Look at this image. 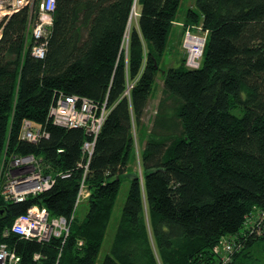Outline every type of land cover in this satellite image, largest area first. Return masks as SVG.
<instances>
[{"label": "trees", "instance_id": "16d2710c", "mask_svg": "<svg viewBox=\"0 0 264 264\" xmlns=\"http://www.w3.org/2000/svg\"><path fill=\"white\" fill-rule=\"evenodd\" d=\"M195 1L186 21L208 34L199 69L187 68L186 57L161 67L182 0H56L43 59L31 53V8L0 23V164L35 155L56 179L25 202L0 196V244L18 264H98L125 177L129 195L101 264H219L214 249L225 237L243 245L230 262L240 264L264 245V235L249 232L257 218L264 231V0ZM160 71L163 93L139 176L128 171L133 129H144ZM59 95L108 105L87 168L83 147L94 139L49 117ZM238 107L242 116L233 113ZM27 120L49 137L22 140ZM83 180L87 214L79 223L75 212L65 243L11 231L31 206L70 219Z\"/></svg>", "mask_w": 264, "mask_h": 264}, {"label": "built area", "instance_id": "2783aa9c", "mask_svg": "<svg viewBox=\"0 0 264 264\" xmlns=\"http://www.w3.org/2000/svg\"><path fill=\"white\" fill-rule=\"evenodd\" d=\"M37 0H0V23L7 21L14 13L22 10L24 7L31 8V18L36 13V20L31 21L29 25V36L32 38V51L34 57L43 59L46 56L47 38L50 33V27L53 24L52 18L55 11L56 0H41L39 2V10L36 11L35 3ZM36 11V12H35ZM184 32L183 46L185 47V66L189 69H199L203 61V53L208 34L199 29L196 32L192 26ZM133 87L129 85L127 93ZM109 112L108 105L97 104L87 98H79L78 96L59 95L55 102L51 105L49 117L57 126L67 129L79 128L85 129L93 142L84 143L83 153L87 157L88 167L89 160L94 152L96 137L102 130ZM21 139L26 142L38 143L49 135L41 127L30 120L23 123ZM44 164L40 158L35 155L28 156H10L3 158L0 164V196L6 202L13 201L15 203L25 202L30 195L36 196L52 189L55 184L53 175L44 173ZM62 178L68 175H60ZM75 203V211L71 216V220L63 217H50V213L46 208L31 206L26 214L17 218L13 224L11 231L18 236H22L27 240L35 239L38 242H49L54 238L65 239L69 236L70 226L74 220L75 212L80 204L89 197L87 186L84 180L81 183L80 190L77 194ZM252 228L249 231L252 235L260 231L263 232L262 219L257 218L250 221ZM259 222V224H258ZM256 224H258L256 226ZM262 230H259L258 226ZM233 242L231 240L222 241L214 249L215 253L221 258V264H230L231 258L223 257V254L230 255L233 252ZM41 259L40 255H35V261ZM20 258L15 254L7 244H0V264H18Z\"/></svg>", "mask_w": 264, "mask_h": 264}, {"label": "rangeland", "instance_id": "374dc122", "mask_svg": "<svg viewBox=\"0 0 264 264\" xmlns=\"http://www.w3.org/2000/svg\"><path fill=\"white\" fill-rule=\"evenodd\" d=\"M41 2V0H40ZM195 0H182V4L178 10V16L177 18L173 21V32H172V37L170 40V43L168 45V49L166 51V54L163 56V60L161 61V67L162 69H164L165 71L168 70V68H170V66L175 65L176 63H180V61L183 59L184 53H185V47L183 46V41H184V32L186 34V29L190 26H192V29L196 32H199V29L202 27V23H188L186 21L187 19V14H188V10L189 9H193L195 6ZM139 7L136 4L133 7V11H132V17L129 23V28L127 30V33L125 35V39H124V49L126 50V54L128 51V42H129V33L131 31V29L134 26H137V21L138 18L140 16L139 11H138ZM33 22V21H32ZM181 41V43H180ZM164 71H160L159 75L157 76L156 79V83H155V87H154V94L150 100V105H149V109L146 113L145 118L143 119V130H140V128H135L133 129V138L135 140L134 142V155L131 157V161L129 163V169L128 171L134 172L137 175H141V160H140V156L142 154V152L144 151V147L146 144V139L149 136V131L151 129V122L155 117V112H156V102L157 100L160 98L161 95V91L163 89V84H164ZM233 113L237 116H242V111L241 108L238 107V109L233 110ZM143 134V136H141ZM145 135V137H144ZM122 187L121 190L119 192V197L118 200L116 202V207L114 209V212L112 214V219L111 222L109 224V230L105 236V240L102 244V248H101V254L98 260V264L102 263V260L104 259V257L110 252V247L112 246L113 242H114V235L116 232V226L121 218L123 209H124V204L126 202V199L128 197V193L130 190V186H131V179H129V177H125L123 179L122 182ZM88 191V189H87ZM85 202H83L80 206L79 209L77 211L76 214V218L77 220L80 222H82L83 220H85L86 214H87V203H86V199H84ZM259 224V222H258ZM256 224V226L258 225ZM262 225V224H261ZM252 228V226H251ZM259 230H262L261 226H258ZM249 235L246 234V236ZM258 235H264V231L260 233V231L258 232ZM223 242L228 241V238L225 237L224 239H222ZM222 244V242H220ZM233 252L230 255H226L223 254V257L225 258H231L232 263L234 262V260L237 258L236 253L240 254V251H242L243 249V245H241V243H239V241H235L233 242ZM251 258L248 260V262H244V259H240V264H264V245L260 246L259 251L253 252L252 254H250ZM222 260L220 258L219 260V264H221Z\"/></svg>", "mask_w": 264, "mask_h": 264}, {"label": "crops", "instance_id": "0c3cea01", "mask_svg": "<svg viewBox=\"0 0 264 264\" xmlns=\"http://www.w3.org/2000/svg\"><path fill=\"white\" fill-rule=\"evenodd\" d=\"M180 43H181V41H180ZM183 57L185 58V53H184V56H183ZM176 64H178V63H176ZM176 64H175V65H176ZM163 82H164V81H163ZM163 85H164V84H163ZM161 92H162V91H161ZM162 93H163V92H162ZM162 93H161V95H160V98H159V99L157 100V102H156V103H157V104H156V107H158L159 104H160L159 102H160V99H161V97H162ZM149 103H150V102H149ZM150 104H151V103H150ZM150 104H149V105H150Z\"/></svg>", "mask_w": 264, "mask_h": 264}]
</instances>
